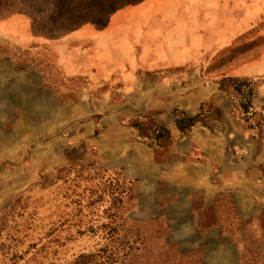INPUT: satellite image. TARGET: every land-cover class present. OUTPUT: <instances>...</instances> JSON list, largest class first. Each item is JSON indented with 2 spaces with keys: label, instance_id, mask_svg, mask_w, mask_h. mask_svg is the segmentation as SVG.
Instances as JSON below:
<instances>
[{
  "label": "rangeland",
  "instance_id": "obj_1",
  "mask_svg": "<svg viewBox=\"0 0 264 264\" xmlns=\"http://www.w3.org/2000/svg\"><path fill=\"white\" fill-rule=\"evenodd\" d=\"M105 1L0 0V264L264 263V0Z\"/></svg>",
  "mask_w": 264,
  "mask_h": 264
},
{
  "label": "crops",
  "instance_id": "obj_2",
  "mask_svg": "<svg viewBox=\"0 0 264 264\" xmlns=\"http://www.w3.org/2000/svg\"><path fill=\"white\" fill-rule=\"evenodd\" d=\"M178 2H179V0H147L146 2L136 6L133 11H134V13H137L138 16L144 15L145 17L148 18L147 20L150 21V18L157 15V13H160L162 15L166 14V12L168 13V11H167L168 5H175ZM160 6H163L162 9L159 8ZM160 14H158V16H160ZM167 49L168 48H156L155 52L160 51V53H165ZM191 49H193V48H190L188 50H183V51H180V49H178V52L185 53V55H186V53L193 52V50H191ZM194 49H196V48H194ZM160 53L158 52V59L156 61L165 62V58L160 56ZM185 60H186V58H185ZM177 64H178V62H176V61L173 63H170V65H177ZM263 68H264V57L262 58V62L252 63V64H249L248 66H246L242 73L245 75L246 74H253L256 72L263 73L264 71L261 72V69L264 70ZM258 69H260V71H258ZM172 95L174 97H172ZM177 97H179V95L176 96L175 94H173L171 92L163 95V98H164L163 100L168 102V104L165 106V108L166 109H177L179 107H184V109H188V110L192 109V111L190 113L196 114L200 110L201 103L205 100L204 98L199 99V96L195 95L196 98L194 100V104L188 105V103L185 100L186 98H180L181 99L180 101L183 103V105H181L179 102L175 103L176 101H179V99H177Z\"/></svg>",
  "mask_w": 264,
  "mask_h": 264
},
{
  "label": "trees",
  "instance_id": "obj_3",
  "mask_svg": "<svg viewBox=\"0 0 264 264\" xmlns=\"http://www.w3.org/2000/svg\"><path fill=\"white\" fill-rule=\"evenodd\" d=\"M140 0H129L125 2H120V0H107L104 3L100 4L97 9H94V7L86 5V7H82V10H75V11H69L67 12L62 11V21L63 23L66 22V24H61V28L58 31L67 32L70 30H73L75 27L79 26L80 24L86 23V22H94V19L99 15H102L103 10L109 9V14L113 12L114 10L128 4V3H138ZM192 119H187L186 121H193ZM180 123V122H179ZM181 124V123H180ZM261 248H258L251 256H248L245 258L244 262L242 264H264L262 262L261 257Z\"/></svg>",
  "mask_w": 264,
  "mask_h": 264
}]
</instances>
